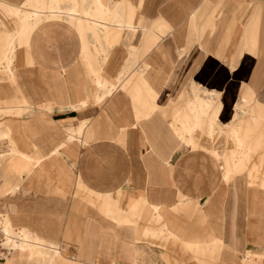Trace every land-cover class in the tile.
<instances>
[{"label":"crops","instance_id":"obj_1","mask_svg":"<svg viewBox=\"0 0 264 264\" xmlns=\"http://www.w3.org/2000/svg\"><path fill=\"white\" fill-rule=\"evenodd\" d=\"M99 1L0 0V39L15 41L11 77L0 67V108L27 103L21 115H0V121L13 118L18 149L41 156L38 163L7 161L11 147L0 138V216L59 242L64 257L83 264H200L194 258L206 256L185 242L207 250L217 244V264H242L247 251L264 264V192L247 188L245 174L226 183L218 156L206 143L192 147L179 121L196 96L222 103L221 117L232 115L246 89L264 105V0H110L111 6L124 2L134 26L124 27L110 49L106 75L115 77L136 52L133 69L142 68L157 93L145 102L159 107L139 118L125 91L99 103L87 96L80 39L92 29L86 13L102 19L86 8ZM24 8L31 18L43 13L25 32L19 24L32 19ZM64 14L71 18L55 19ZM72 21L81 24L79 34ZM149 32L157 38L145 48ZM202 87L216 93H194ZM85 117V143L68 140V130ZM77 182L93 194L119 196L122 207L143 199L176 238H145L137 225H118L85 191L75 195ZM0 264L27 262L15 249Z\"/></svg>","mask_w":264,"mask_h":264},{"label":"rangeland","instance_id":"obj_2","mask_svg":"<svg viewBox=\"0 0 264 264\" xmlns=\"http://www.w3.org/2000/svg\"><path fill=\"white\" fill-rule=\"evenodd\" d=\"M99 3L101 4L99 7L98 5L93 6L95 4V0H93L92 6L89 7L88 5L86 8L96 10V13H101L102 19L96 20L94 16L90 17L89 13H86L87 19L92 23V29L85 28L83 30V38L80 39V60L83 65L84 78L89 88L87 96L93 102L99 103L105 97L112 95L118 90L125 91L130 97L135 116L137 118L148 116L159 107V104L156 102H145V100L149 96L152 98L157 93L151 86L149 87V83L144 75L145 71L142 68L133 69V65L138 58L136 52L129 54L128 60L115 77L107 76L103 69L109 51L118 41L123 28L134 26V24L126 17L127 10L123 1L117 2L113 6H111L110 0H101ZM45 8V6H42L40 9L43 10ZM15 10L17 9L13 7L12 11L14 12ZM30 11L31 9L25 11L24 8L23 15L25 17L28 16V19L30 17L32 21L19 24V27L22 26L23 32L28 30L31 25H38L37 21L43 15L41 11H35L34 17L31 18ZM18 12H15V14H18ZM69 13L73 14L75 11H69ZM54 16H56L55 19L57 20L68 19L70 17L68 14ZM112 19H118V21L112 23ZM69 22L67 23L72 25L76 31L81 26L77 21ZM154 28H156V25L153 26ZM14 29L13 26L12 30L7 29L6 31L8 34H12ZM149 33L146 38L145 48H148L149 44L155 42L157 38L151 32ZM12 40L3 41L0 39V67H3L5 72L10 74V77L15 49V41L12 44ZM86 61H90V64L92 63L94 67H90L88 65L89 62ZM194 93L197 95H214L216 92L208 91L202 87ZM240 98L241 100H238L233 105L232 115L230 117H221L222 103L211 101V97L196 96L189 104L187 111L180 115L179 121L184 128L183 132L181 131L182 136L190 139L192 147H198V141H200L206 143L212 149V152L218 156L224 167L226 183H229L236 175L245 174L247 188L251 190L258 189L264 192V105L253 102V95L249 89L243 91ZM183 101L184 99H181L175 104L180 105ZM25 103L22 106L23 108L11 109L10 107L14 105L12 101V105L0 108V115H21L25 111L24 108L27 105ZM86 103L83 101L81 106L84 107ZM73 107L78 106L74 105ZM83 121L85 122L80 123L78 128L68 130V140L78 139L85 143L87 132H84V130L87 126L88 118L85 117ZM12 125L13 118L7 117L0 121V138H7L11 147L5 154L7 161L18 159L32 160L38 163L41 160V156H32L29 152L18 149L16 141L11 135ZM22 152L27 153L29 156L22 155ZM233 184L234 182L230 185L232 186ZM78 191L80 193L85 191L87 201L91 205L96 206L98 211L105 217L116 222L118 225H137L136 232L139 236L161 239L163 242L176 238L165 224L162 223L163 221L158 213V209L149 207L143 202V199L132 201L127 207H122L119 196L113 198L109 194H93L79 182L76 184L75 195L78 194ZM141 223H147V225H142ZM0 225L2 227L7 226V229L4 231L6 234V244L17 247L18 255L24 257L27 264H83L79 259L64 257L60 250V244L57 241L45 239L26 228L18 229V233L14 232L13 229L17 228L13 227L7 215L0 216ZM149 228L156 229V231H150ZM159 228H161L160 231L157 230ZM185 246L195 255L206 256L194 258L200 264H217V244L211 247L208 246V250L202 246H193L186 242ZM246 255L247 257L241 260L242 264H259L258 261L253 259L251 252L247 251ZM257 258L260 260L261 257Z\"/></svg>","mask_w":264,"mask_h":264},{"label":"built area","instance_id":"obj_3","mask_svg":"<svg viewBox=\"0 0 264 264\" xmlns=\"http://www.w3.org/2000/svg\"><path fill=\"white\" fill-rule=\"evenodd\" d=\"M14 232L18 233V229H13ZM17 249V247L6 244V234L3 231L2 225H0V259L4 258L5 256L9 255L11 251Z\"/></svg>","mask_w":264,"mask_h":264},{"label":"bare ground","instance_id":"obj_4","mask_svg":"<svg viewBox=\"0 0 264 264\" xmlns=\"http://www.w3.org/2000/svg\"><path fill=\"white\" fill-rule=\"evenodd\" d=\"M51 12V11H50ZM26 104V103H25Z\"/></svg>","mask_w":264,"mask_h":264}]
</instances>
